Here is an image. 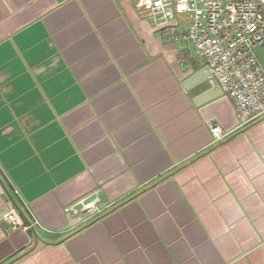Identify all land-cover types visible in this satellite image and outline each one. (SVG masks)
<instances>
[{"label": "crops", "instance_id": "1", "mask_svg": "<svg viewBox=\"0 0 264 264\" xmlns=\"http://www.w3.org/2000/svg\"><path fill=\"white\" fill-rule=\"evenodd\" d=\"M206 67L137 0H0V218L39 222L0 264H264V119L190 96Z\"/></svg>", "mask_w": 264, "mask_h": 264}, {"label": "built area", "instance_id": "2", "mask_svg": "<svg viewBox=\"0 0 264 264\" xmlns=\"http://www.w3.org/2000/svg\"><path fill=\"white\" fill-rule=\"evenodd\" d=\"M137 6L148 11L166 41L194 46L232 100L238 128L264 119V66L255 53L264 44V0H137ZM210 132L213 144L229 136L219 124H211ZM98 201L79 203L86 219L101 212ZM65 211L78 209L71 205ZM0 220L11 230L29 231L39 225L36 219L26 222L12 201Z\"/></svg>", "mask_w": 264, "mask_h": 264}, {"label": "water", "instance_id": "3", "mask_svg": "<svg viewBox=\"0 0 264 264\" xmlns=\"http://www.w3.org/2000/svg\"><path fill=\"white\" fill-rule=\"evenodd\" d=\"M204 71L208 73L207 76H203L201 74H196V75L192 76L189 80H187V82L184 84L185 88L188 90L189 95L193 97L194 95L198 94L202 90H207L209 88L210 89L214 88V91L215 90L218 91V95L213 93L212 90H209V92H208L209 93V99L208 100H212L215 97L223 95L224 92L222 91L221 87L219 86L217 80L211 75L209 68L206 67L204 69ZM195 104H197L196 100H195ZM0 181H1V179H0ZM1 183H2V181H1ZM3 186H4V184H3ZM10 198L15 203L16 207L18 208L20 214L25 219V221L29 222V220L26 218V216L22 212L21 208L16 204L15 200L11 196H10ZM4 224H5V222H4ZM33 231H35V230L33 229Z\"/></svg>", "mask_w": 264, "mask_h": 264}]
</instances>
